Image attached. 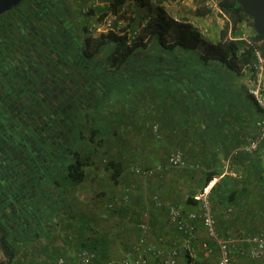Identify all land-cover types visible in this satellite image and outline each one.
Returning a JSON list of instances; mask_svg holds the SVG:
<instances>
[{
    "label": "trees",
    "instance_id": "16d2710c",
    "mask_svg": "<svg viewBox=\"0 0 264 264\" xmlns=\"http://www.w3.org/2000/svg\"><path fill=\"white\" fill-rule=\"evenodd\" d=\"M109 1L114 12L129 6L118 14L126 21L124 34L108 31L95 35L90 30L97 13H101L100 18L106 16V6H92L84 16L77 0H23L18 8L27 12L24 40L28 63L41 61L35 44L41 33L49 47L60 37L59 64L75 63L77 96L73 104H63L62 100L59 104L47 103L45 96L52 98L53 79L48 84L45 78L33 79L27 84L30 116L25 128L17 110L6 115L8 92L0 97V253L4 258L0 264H48L49 259L56 264L58 257L65 258L56 252L54 258L47 255V261L42 259L41 243L48 240L61 218L70 229L77 230L78 245L96 254L91 264L104 263L102 250L89 245L88 215L82 213L76 218L73 212L84 209L78 195L90 171L100 168L115 185L120 181L123 163L110 156L108 147L114 136H122L121 119L129 113L139 118L143 111L161 107L171 113L189 110L200 114L201 122L206 123L216 114L246 112L248 97L256 107L255 111L248 110L253 121L264 119L260 116L263 110L244 92L242 83L245 73H249L248 79L255 78L254 45L259 44L264 58V37L254 32L252 19L236 0H219V10L228 20L213 43L187 19L176 22L168 15L165 4L175 0ZM142 8L147 12L140 15L138 10ZM195 13L198 17L208 15L204 7ZM10 15L0 19L1 68L7 60L11 65L20 62L23 39L19 30L12 33L3 20ZM147 18L139 36L129 44L128 34ZM245 25L252 31L247 37L250 43L242 38ZM42 61L50 58L43 57ZM59 71L65 72L62 67ZM69 77L72 79L71 74ZM159 129L153 123L152 135L160 137ZM134 135L131 131L130 136ZM214 175H207L200 190ZM105 195L100 194L101 198ZM191 199L195 203L193 196ZM105 210L110 213L109 208Z\"/></svg>",
    "mask_w": 264,
    "mask_h": 264
},
{
    "label": "crops",
    "instance_id": "0c3cea01",
    "mask_svg": "<svg viewBox=\"0 0 264 264\" xmlns=\"http://www.w3.org/2000/svg\"><path fill=\"white\" fill-rule=\"evenodd\" d=\"M89 1L92 7L94 0ZM138 11L140 15L144 14V11ZM204 19L208 20V17ZM248 75L249 73H245L242 81L244 92L254 85ZM247 102L246 112L236 110L216 114L212 116L214 119H211V122L205 120L206 123L201 122L200 114H191L189 110L182 113L156 110L153 119L146 116L149 112L145 111L138 114V117L141 116L139 120L134 115L130 116L131 119L128 116L123 117L125 121L129 122L130 119L134 122L135 135L130 136L128 141L124 135L114 136L113 144L108 147L110 156L121 160L125 169L117 185L109 180L106 173V204H114L110 213L99 209V193L91 190L89 194V185L98 183L101 171L104 174V170L100 168L97 171L91 169L83 187V191L89 194L83 199V211L79 209L73 212L76 218L82 213L88 215L86 221L89 220V233H86V236L89 237V245L102 250L103 262L111 257L117 260L123 257L126 250L142 235L138 227L140 223L147 224L149 228V233L145 235L149 245L154 247L158 244V238L164 237L165 242L161 246L165 250L171 246L181 247L182 237L167 222L168 209L174 206L185 214L196 212L197 206L191 197L200 190L210 173L215 174L213 184L216 185L211 192V199L220 234H253L264 228V136H260L253 116L248 113L250 109ZM260 116L264 117L263 114ZM153 123L160 128L158 138L157 135H152ZM127 124L122 123L121 126ZM254 139L258 140L257 150L245 153L243 147ZM175 150L182 152L185 162L183 166L176 168L167 163L168 155ZM157 165L162 166V171L155 172L152 176H143L129 169L130 166L150 169ZM128 180L133 182H130L131 187L121 191L120 185L128 184ZM154 194L159 195L163 201L162 208L154 206ZM61 219L63 221L59 222L54 232L47 234L48 242L41 243L44 251L42 259L47 261V255L52 259L55 253L59 252L65 255L67 260L76 263L82 250L78 245L77 230L70 229L66 220ZM196 231L204 234L198 221ZM204 240L205 236L200 241ZM192 247L195 256L203 259L199 244L193 242ZM213 250L217 258V247H213ZM150 261L151 264H160V259L154 256ZM47 262L51 264L50 259ZM186 262L184 256L179 260L180 264Z\"/></svg>",
    "mask_w": 264,
    "mask_h": 264
},
{
    "label": "built area",
    "instance_id": "2783aa9c",
    "mask_svg": "<svg viewBox=\"0 0 264 264\" xmlns=\"http://www.w3.org/2000/svg\"><path fill=\"white\" fill-rule=\"evenodd\" d=\"M93 7L102 5L107 6L108 13L103 18L100 15L95 17V22L92 24L90 30L95 35L107 33L108 31H114L121 35L125 33L124 20L119 19L118 14L124 12V8L121 7L118 12H114L111 2L109 0H94ZM219 0H204L203 7L207 10L208 15L204 18H210L211 16H223L218 7ZM100 7V6H99ZM82 14L89 12V6H81ZM100 18V19H99ZM176 22H179L177 17L171 16ZM227 19V18H226ZM228 20V19H227ZM148 22V18L142 21L140 27L134 32L128 34V42L131 44L139 36L140 28H143ZM192 27L196 29L200 34H205L206 29L198 22H190ZM247 34H243L242 38L250 43V39L247 38ZM255 46L256 62L254 65L255 78L253 80L254 85L250 87L247 93L254 99L256 104L264 112V58L259 44ZM260 136H264V119L259 120L256 123ZM156 130V126L153 127ZM258 148V140H250L244 147L247 153H253ZM167 163L171 167H180L185 164L183 154L180 150L171 152L167 157ZM130 171L143 175L152 176L155 172H161L162 166L157 165L154 168L142 169L140 167L130 166ZM213 180L205 185L194 196V202L197 206L196 212L183 213L181 210L174 206H170L166 215L169 226L173 227L179 235L182 237L181 247L171 246L168 249L162 248V244L165 242L164 237H159L158 244L154 247L146 242L145 235L149 233L147 224L140 223L138 227L141 231V236L126 250L123 257L119 260L108 259L104 264H151L150 258L157 257L160 259V264H180L181 257L187 259L186 264H203L202 261L197 260L194 250L193 242L196 236V222H200L203 228L204 236L206 240L199 244L200 250L203 252L202 256L209 258L215 254L213 247H217V258L214 264H237L240 260H246L250 264H264V228L258 233H237L235 235L222 236L218 231L216 224V217L214 214L213 206L210 200V192L213 187ZM152 202L156 208H162L164 206L163 201L159 195H152ZM113 202H109L105 205V208L112 209ZM96 259V254L88 249H82L79 252L78 261L67 260L64 257H59L56 260V264H91Z\"/></svg>",
    "mask_w": 264,
    "mask_h": 264
},
{
    "label": "flooded vegetation",
    "instance_id": "af4514ba",
    "mask_svg": "<svg viewBox=\"0 0 264 264\" xmlns=\"http://www.w3.org/2000/svg\"><path fill=\"white\" fill-rule=\"evenodd\" d=\"M22 3L23 0L17 6L0 15L1 19L2 16H5L8 13L11 14L8 20L3 18L4 23L6 22L7 25L6 28L10 29L12 33L15 34L19 30L20 36L23 39L20 50L21 52H19V64L11 65L7 60V65L4 68L0 67V97L5 94V92H8V95L5 96L9 101V105L7 106L9 112H7L6 115L11 113L12 110H17L20 116L19 119L22 122L21 126L25 128L27 119L30 116L29 108L27 106V84L29 82L39 77L45 78L46 84H48L51 79H53L52 83H54V85L51 88L52 98L48 95L45 96L46 102L52 104H59L61 100L63 104H73L76 101L75 98L77 95H75V93L77 85L76 80H74V71L76 70L75 63L68 66L59 64L58 55L61 52L60 37L52 46L49 47L44 43L45 36L41 33V36L38 37V42L35 43L37 53L41 58V61H38L39 64L28 63L26 58V40H24L27 35V12L25 9H18ZM82 16L84 15L82 14ZM17 20L19 22H17ZM17 23L20 24L17 25ZM62 44L65 46L64 41ZM43 57L50 58V61H42ZM60 67L65 70L64 73H60ZM70 74L72 75V79L69 77ZM84 86H87V83ZM6 118L8 117L6 116Z\"/></svg>",
    "mask_w": 264,
    "mask_h": 264
},
{
    "label": "rangeland",
    "instance_id": "374dc122",
    "mask_svg": "<svg viewBox=\"0 0 264 264\" xmlns=\"http://www.w3.org/2000/svg\"><path fill=\"white\" fill-rule=\"evenodd\" d=\"M77 3L80 7H81V5H85V6H89V8L92 4V3H90L89 0H77ZM152 3H153V1L151 2V4ZM99 6L103 7L102 5H99ZM122 7L124 8V10L127 11L129 6L125 5ZM199 7H203V0H193V2L191 0H175L174 2L165 4V9H166V11L170 17L174 16V17H177L179 20L187 19L189 21V23L193 21V22H198V23L202 24L204 29H206V33L203 34V37H205V39L208 42H211V43L216 42L218 40V32L222 29L224 24L227 22V19L223 16H216V17L211 16L210 18H208V20H205L204 17H198L195 13V10ZM141 10H142V12L144 11V14L147 12L146 8H142ZM100 14L101 13H97L96 16H98ZM124 22L126 23V21H124ZM243 29H244L245 34H247V35L252 34L251 29L247 25H245ZM247 101H248L247 103H248L249 109L253 111L254 108H256L254 103L250 99H247ZM164 107L167 108V106H164ZM163 111H165V108L161 107L159 112H163ZM148 112L149 113H147L146 116L150 117V119L155 118L154 114H156V110L150 109ZM130 116H131V114L129 113L128 117L130 118ZM137 119H139V118H137ZM122 121L124 123H128L126 126H122L120 129L121 135H124V137L126 138L125 140L128 141L127 138L130 137V132L131 131L133 132L135 130V128H134L135 125H134V122H132L130 119H129V122L125 121L124 119ZM100 174H101V177H100V180H98V183L95 184L94 186L89 185L90 186L89 187V194H90L91 190H93V192H95V193L96 192L99 193L98 194L99 196H100V194H102V192H105V194H107V191H108V189H107L108 185H107V181H106L107 176L105 174H103L102 171L100 172ZM130 182L133 183L132 181H130ZM130 182L128 180V184H121L120 185L121 191L127 187H131ZM134 184H135V181H134ZM85 192L86 191H82L78 195L79 197H80V195H82L80 197V199L82 201H84L83 199H85L86 196H89V194H86ZM106 201H107V198L105 195L103 198H101V204L99 206V209L102 212H106V210H105ZM197 233H198V235H197ZM197 233H196L194 242L200 244L202 242L200 240H203L204 234L203 233L201 234L200 232H197ZM195 250H196V247H195ZM196 258H197V260L202 261L203 264H209V263L214 264V262L216 261L215 254L209 258H205L203 256H202L203 259H200L197 256H196ZM111 259H116V258L111 257ZM1 262H4V258L2 256V254L0 253V263ZM237 264H248V263L246 260H240Z\"/></svg>",
    "mask_w": 264,
    "mask_h": 264
},
{
    "label": "water",
    "instance_id": "95a60500",
    "mask_svg": "<svg viewBox=\"0 0 264 264\" xmlns=\"http://www.w3.org/2000/svg\"><path fill=\"white\" fill-rule=\"evenodd\" d=\"M22 0H0V15L17 6ZM244 13L252 19L253 30L264 37V0H236Z\"/></svg>",
    "mask_w": 264,
    "mask_h": 264
}]
</instances>
